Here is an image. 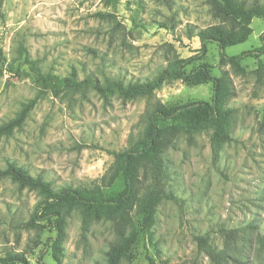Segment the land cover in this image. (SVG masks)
I'll use <instances>...</instances> for the list:
<instances>
[{"label":"rangeland","instance_id":"374dc122","mask_svg":"<svg viewBox=\"0 0 264 264\" xmlns=\"http://www.w3.org/2000/svg\"><path fill=\"white\" fill-rule=\"evenodd\" d=\"M210 8L211 0H0V125L36 100L23 126L0 138V170L13 163L55 190L121 189L120 181L109 184L113 154L138 140L155 107L210 102L211 83L171 80L150 97L130 101L103 100L91 90L39 95L22 50L42 72L59 77L74 71L79 80L144 82L171 61L194 54L200 43L188 30L194 36L219 24ZM250 28L245 43L224 50L227 57L264 48V19H253ZM199 64L208 65L212 77H229L231 141L214 158L210 130L174 139L164 151L159 180L170 198L156 208L150 241L137 243L120 264H149L148 258L155 264H264V53L236 68L221 64L218 48L208 44L203 60L186 71ZM153 178L151 169L140 171L139 197ZM40 201L36 192L0 178V260L10 252L28 264H105L104 254L120 239L117 223L84 227L79 211L69 210L56 259L54 223L30 222ZM199 236L225 259L216 263L201 252Z\"/></svg>","mask_w":264,"mask_h":264},{"label":"trees","instance_id":"16d2710c","mask_svg":"<svg viewBox=\"0 0 264 264\" xmlns=\"http://www.w3.org/2000/svg\"><path fill=\"white\" fill-rule=\"evenodd\" d=\"M210 13L213 19L219 20V24L200 29L194 36H191L192 31L188 30L189 37H195L200 43L194 54L171 61L155 77L144 82L124 84L118 79L100 81L93 76L79 80L74 71L66 77H59L42 72L36 62L30 60L25 50H22V64L28 76L39 88V95L50 93L53 97H58L65 93L91 90L103 100L116 96L122 101H130L140 97H150L164 83L171 80L190 86L207 83L212 85L210 102H192L170 108L157 106L153 109L138 140L132 141L125 151L113 154L114 163L109 184L111 186L115 181L122 183L121 189L114 193L106 194L98 188L86 190L66 187L55 190L50 182L41 177H32L22 167L13 163H7L6 167L0 170V178H9L18 188L34 191L41 197L30 222L33 225L37 220L54 223L53 248L57 253L54 254L56 259L61 253L60 245L65 237V218L71 209L79 211L84 227L100 220L119 225L120 239L104 254L105 264H120L122 259L130 258L137 243L150 241V230L155 222L156 208L162 200L170 198L164 194L159 180L165 171L164 151L173 144L174 139L180 134L193 135L210 130L209 141L214 158L218 157L223 144L231 141L232 111L226 108V100L231 93L229 77L226 74L219 78L212 77L206 64L192 67L188 72L186 67L195 61L203 60L208 44L218 48L221 64H230L239 68V62L244 58H259L264 53V48L243 52L234 57H227L224 50L247 41L252 33L251 21L264 19V2L247 5L242 0H211ZM98 16L107 17L102 14ZM260 68H262L261 63L258 64V70ZM35 101V99L29 101L13 119L0 125V138L11 136L23 126ZM260 125L264 127V115ZM145 168L151 169L154 183L143 197H139V173ZM135 216L136 221L133 220ZM127 228L129 230L126 232ZM196 241L198 249L216 263L225 259L223 252H217L207 243L206 237H196ZM148 263L155 264L151 258H148ZM0 264H28V262L22 254L8 252L0 260Z\"/></svg>","mask_w":264,"mask_h":264}]
</instances>
